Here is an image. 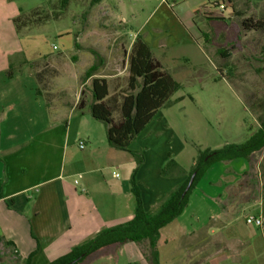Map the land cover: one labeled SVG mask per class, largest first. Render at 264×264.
I'll list each match as a JSON object with an SVG mask.
<instances>
[{"label":"rangeland","instance_id":"1","mask_svg":"<svg viewBox=\"0 0 264 264\" xmlns=\"http://www.w3.org/2000/svg\"><path fill=\"white\" fill-rule=\"evenodd\" d=\"M215 3L224 4L225 9L221 11ZM204 11L220 18L207 19ZM193 13H197L194 20ZM249 20L254 25L264 23V0H0V89L23 93L31 101V120L42 111L36 99L42 100L48 113L46 125L57 128L61 138L68 132L72 161L86 164L91 147L80 149V142L90 136L100 148L107 143V133L102 122L89 116L86 123L82 118V112L90 114V90H85L88 104L83 111H72L75 91L100 56L104 63L98 75L118 74L111 79V93H122L127 86L122 73L127 50L141 35L181 85L173 105L161 109L131 146L144 157L137 183L147 206L154 199L149 212L155 214L175 190L173 178L162 175L170 157L190 171L199 149L242 144L259 128L264 117V30L246 29L243 22ZM190 32L200 39L201 47L191 42ZM65 103L70 107L59 111ZM6 114L0 107V120ZM114 118L119 119L118 113ZM22 125L32 136L44 128L42 121ZM32 136L24 140L29 142ZM128 155L134 171L136 159ZM103 168L99 176L108 179L112 170ZM121 170L120 179L126 167ZM222 178L241 180L228 199L201 200L197 193L208 195L204 187L209 179ZM227 184L231 183L213 190L222 192ZM220 204L224 214L235 215L230 217L234 220L231 231L247 237L251 255L246 264H264V225L247 223L264 208V150L248 160L214 165L193 190L187 210L219 212ZM0 264L20 262L11 248L0 245Z\"/></svg>","mask_w":264,"mask_h":264},{"label":"crops","instance_id":"2","mask_svg":"<svg viewBox=\"0 0 264 264\" xmlns=\"http://www.w3.org/2000/svg\"><path fill=\"white\" fill-rule=\"evenodd\" d=\"M195 15L192 14L193 20ZM190 34L191 42L201 47L197 35ZM133 43L127 50V56ZM122 73L128 77L127 63ZM117 76L100 74L96 77L106 79L112 92L111 79ZM83 87L84 84L75 91L77 96L72 111L77 109L80 100L78 96ZM41 101H35L41 107V113L37 111L36 117L31 120V101L23 93H15L11 88L0 89V107L8 111L7 116L0 120V245L12 243L14 246L8 248L15 251L20 264H26L30 257V264H51L73 248L94 238L100 231L130 221L135 214V198L129 185L133 158L127 152L111 148L108 142H102L100 148L96 147L91 143L90 136H87L85 144L91 147L87 163L77 164L75 160L72 161L74 158L68 153L67 146L68 132L61 138L57 128L46 125L48 113ZM68 107L70 104L65 103L59 111ZM81 114L88 123L87 118L91 114ZM63 117H67L66 113H63ZM24 121H32L35 125L42 121L44 128L32 136L23 130ZM57 121H62L61 116ZM29 136L32 139L25 141ZM68 156L71 160L69 162ZM126 162H130V166H126ZM102 167L104 170H112L108 179L99 176ZM125 167L124 178L114 175H118V171ZM77 170L78 176L75 174ZM185 172L183 176L170 177L173 178L172 189H177L186 180L189 169ZM224 179H209L204 187L208 195L196 191L201 200L210 202L228 199L229 192L237 187L241 179ZM226 182L231 183L227 184L226 190H213ZM172 189L170 187L166 191ZM143 203L147 212L156 204L154 199L149 206L144 199ZM190 203L191 197L188 207ZM220 207L219 212L211 209L206 214L197 210L188 213L186 208L177 220L162 229L158 244L159 264L248 263L251 250L247 237L231 231L234 220H230V217L235 215L224 214L222 204ZM256 217L264 219V208ZM90 264L153 263L149 242L144 241L125 244L116 255L100 257Z\"/></svg>","mask_w":264,"mask_h":264},{"label":"trees","instance_id":"3","mask_svg":"<svg viewBox=\"0 0 264 264\" xmlns=\"http://www.w3.org/2000/svg\"><path fill=\"white\" fill-rule=\"evenodd\" d=\"M215 5L219 6L220 4L215 3ZM204 16L211 20L220 18L207 11H204ZM18 21L19 18H16L17 29ZM243 25L246 29L264 30V23L261 22L254 25L249 20L244 21ZM220 53L223 52L220 51ZM99 59V63L94 64L84 74V89L81 92L77 109L83 111L86 107L88 103L84 99L85 90H90L92 96L90 114L94 120L105 125L108 145L135 157L136 168L130 179L131 192L135 198V214L130 221L100 231L94 238L73 248L71 252L51 264H90L100 257L116 255L118 249L125 244L144 241L149 242L152 263L159 264L158 244L162 229L184 213L189 205L193 190L209 169L222 162H231L237 159L248 160L253 154L264 150V117L261 119L257 131L242 144H226L217 150L202 151L199 149L195 164L188 172L186 180L170 193L169 198L157 213L147 212L144 208L142 192L137 183V174L140 166L144 163V157L139 152L131 150L130 146L161 109L173 105V97L179 92L181 85L154 56L151 47L141 35L135 39L127 56V86L122 93L112 94L109 82L104 78L96 77L104 63L100 56ZM218 71L221 72L219 69ZM116 113L119 115L118 120L114 118ZM195 173V180L186 192L191 177ZM185 174V170L171 157L162 171V175L165 177H178ZM5 246L13 247L14 245L7 242ZM13 253L18 257L15 251ZM30 260L31 257L26 264H30Z\"/></svg>","mask_w":264,"mask_h":264},{"label":"built area","instance_id":"4","mask_svg":"<svg viewBox=\"0 0 264 264\" xmlns=\"http://www.w3.org/2000/svg\"><path fill=\"white\" fill-rule=\"evenodd\" d=\"M219 9L221 11H223L225 9V5L220 4ZM79 147H80V149H85V147H86L85 141H81ZM114 175L118 177L117 174L114 173ZM76 183H78V182L76 181ZM247 223L248 224H256L259 227H263V225H264V221H263L262 217L248 218Z\"/></svg>","mask_w":264,"mask_h":264},{"label":"water","instance_id":"5","mask_svg":"<svg viewBox=\"0 0 264 264\" xmlns=\"http://www.w3.org/2000/svg\"><path fill=\"white\" fill-rule=\"evenodd\" d=\"M195 177H196V173L193 174V176L191 177V180H190L189 185H188V187L186 189V192L191 188V186H192V184H193V182L195 180Z\"/></svg>","mask_w":264,"mask_h":264}]
</instances>
